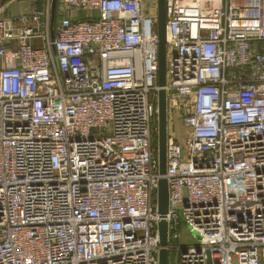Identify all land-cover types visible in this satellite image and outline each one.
I'll return each instance as SVG.
<instances>
[{
  "label": "built area",
  "instance_id": "built-area-1",
  "mask_svg": "<svg viewBox=\"0 0 264 264\" xmlns=\"http://www.w3.org/2000/svg\"><path fill=\"white\" fill-rule=\"evenodd\" d=\"M51 1L0 18V264H158L162 218L169 264H264V0H165V215L157 16Z\"/></svg>",
  "mask_w": 264,
  "mask_h": 264
},
{
  "label": "water",
  "instance_id": "water-1",
  "mask_svg": "<svg viewBox=\"0 0 264 264\" xmlns=\"http://www.w3.org/2000/svg\"><path fill=\"white\" fill-rule=\"evenodd\" d=\"M2 0H0L1 3ZM55 6L56 0L51 1V35L54 33L55 25ZM157 16V36H158V86L156 115L158 120L157 135V160H158V187L156 192L157 211L165 215L168 211V185L165 177L166 172V133H167V116H166V93L163 88L166 80L165 70V52H166V18H165V0H156ZM159 244L157 258L158 264H169L168 244V223L161 219L158 224Z\"/></svg>",
  "mask_w": 264,
  "mask_h": 264
},
{
  "label": "rangeland",
  "instance_id": "rangeland-1",
  "mask_svg": "<svg viewBox=\"0 0 264 264\" xmlns=\"http://www.w3.org/2000/svg\"><path fill=\"white\" fill-rule=\"evenodd\" d=\"M144 9H145V14L146 15H151V16H156V3L155 0H144ZM58 16L56 15L55 18V24H58ZM171 60V54L168 52L166 53L165 61H166V68L169 65V62ZM153 104H157V93L154 94L153 97ZM178 127H182L180 122H176L175 125V133L177 136V139L179 142L182 143L183 141V128L178 129ZM157 135H158V120H157V115L152 119V143L153 147L157 150ZM172 229H171V235H170V243L174 244H179V245H194L198 242L200 235H197L196 233H193L190 231V228L183 223L180 219L175 221L174 223L171 224ZM178 236V237H175ZM169 255V262H172L173 259V253H170Z\"/></svg>",
  "mask_w": 264,
  "mask_h": 264
},
{
  "label": "crops",
  "instance_id": "crops-1",
  "mask_svg": "<svg viewBox=\"0 0 264 264\" xmlns=\"http://www.w3.org/2000/svg\"><path fill=\"white\" fill-rule=\"evenodd\" d=\"M45 2L46 0H5L0 4V18L8 20L37 10H43L45 8ZM58 12V5L56 3L55 18L57 15L59 21L63 14H59ZM66 15L73 19H78L83 17L84 13L77 10H67L65 16ZM56 26L57 25L55 24L54 30ZM35 43L39 44L41 43V40H36Z\"/></svg>",
  "mask_w": 264,
  "mask_h": 264
},
{
  "label": "trees",
  "instance_id": "trees-1",
  "mask_svg": "<svg viewBox=\"0 0 264 264\" xmlns=\"http://www.w3.org/2000/svg\"><path fill=\"white\" fill-rule=\"evenodd\" d=\"M4 1H5V0H2L1 3H3ZM1 3H0V4H1ZM175 125H176V122H175ZM175 125H174V129H175ZM179 128L182 129L183 127H178V129H179Z\"/></svg>",
  "mask_w": 264,
  "mask_h": 264
}]
</instances>
